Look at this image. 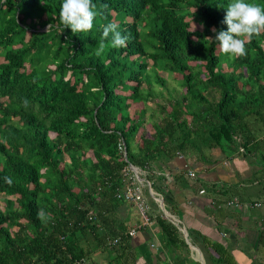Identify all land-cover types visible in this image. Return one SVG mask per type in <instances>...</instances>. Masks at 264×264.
Returning <instances> with one entry per match:
<instances>
[{
	"label": "trees",
	"instance_id": "1",
	"mask_svg": "<svg viewBox=\"0 0 264 264\" xmlns=\"http://www.w3.org/2000/svg\"><path fill=\"white\" fill-rule=\"evenodd\" d=\"M232 2L93 0L94 27L73 34L59 20L63 0H0V264H101L109 253L102 264H134L116 198L125 181L120 144L127 161L149 171L180 153L243 154L260 166L256 193L264 194V33L246 43L244 57L221 54L214 39L227 31ZM110 22L126 47L96 56ZM153 223L172 261L188 252L163 214ZM256 236L264 246V228ZM211 246L209 264H235Z\"/></svg>",
	"mask_w": 264,
	"mask_h": 264
},
{
	"label": "crops",
	"instance_id": "2",
	"mask_svg": "<svg viewBox=\"0 0 264 264\" xmlns=\"http://www.w3.org/2000/svg\"><path fill=\"white\" fill-rule=\"evenodd\" d=\"M258 170L249 157L235 152L228 155L218 148L209 149L202 160L180 153L168 161L152 164L150 173L143 177L149 182L153 195L162 201L166 214L176 221L184 242L188 240L192 247L185 243L188 254L181 252L182 256L172 261L166 255L164 243L158 239L155 226L139 229L127 241L130 250L126 254L132 255L127 262L134 259V264H209L213 252L211 244L215 243L228 250L235 264H264V249L261 248L264 246L258 247L256 236L264 228L261 200L264 194L256 193L261 177ZM189 171L193 173L192 178L187 175ZM175 174L182 175L187 186L184 187L179 179L173 180ZM247 179H253L250 192L241 185ZM202 184H215L218 191L206 190ZM200 190L203 194H198ZM237 195L244 209L227 210L221 206ZM257 202L259 207H249ZM135 221L138 220L133 212L126 223L128 229L136 226ZM106 261L107 258H99L101 264Z\"/></svg>",
	"mask_w": 264,
	"mask_h": 264
},
{
	"label": "clouds",
	"instance_id": "3",
	"mask_svg": "<svg viewBox=\"0 0 264 264\" xmlns=\"http://www.w3.org/2000/svg\"><path fill=\"white\" fill-rule=\"evenodd\" d=\"M96 9L97 5L93 3V0H63L59 11L60 23L64 28H70L73 34L87 33L94 27V21L97 16ZM226 9L227 11L223 22L227 24V31H219L215 35L214 40L219 42V51L221 54L227 56L229 59L244 57L247 55L246 43L250 42L253 37H259L262 33H264V6L246 2V0H233L232 3L227 5ZM50 27L51 25H48L47 31ZM118 27V24L114 22H110L102 26V37L95 51L96 56H100L106 51V49L109 48L118 49L126 47L128 37L121 35V33L117 30ZM201 27H203V24H201ZM213 31L215 32L216 30L213 29ZM110 35L111 40L108 39ZM23 104L24 107L27 108L28 101L25 99ZM119 152L120 154L122 153V159L128 165L130 162L126 161L127 158L124 146L122 152ZM133 167H135L139 179L145 181L150 187L149 182H147V180L143 177V175L148 173L149 170H141L136 166ZM125 169H128L130 176H134L138 179L129 166H125L122 170ZM140 173H142V175H140ZM124 178V185L121 189H119L118 193H120L124 186L128 183L127 178L125 176ZM4 179L7 184L11 185L12 180L10 177H5ZM138 182L142 187V193L143 189L147 193L145 184L139 180ZM145 198L147 197L144 196V200ZM129 205L131 206V204ZM37 218L42 222H45L46 219L50 218V214L45 213L44 210L41 209L37 213ZM169 221L176 225V221Z\"/></svg>",
	"mask_w": 264,
	"mask_h": 264
},
{
	"label": "built area",
	"instance_id": "4",
	"mask_svg": "<svg viewBox=\"0 0 264 264\" xmlns=\"http://www.w3.org/2000/svg\"><path fill=\"white\" fill-rule=\"evenodd\" d=\"M123 145L120 144L118 147V150L122 152ZM239 153H242V149L240 148ZM178 158H181L180 155H177ZM123 175L127 178V184L124 186L123 190L120 193L116 194L117 199H121L123 201L128 202L131 204V206L135 209L137 215H138V221L139 225L133 226L132 228H129L127 230V236L129 238L134 237L136 235V232L139 230V227H145L147 229H151L153 226V218L155 215H150V211L145 203L144 196L142 193V187L140 183L138 182V179H136L134 176H128V169L122 170ZM188 177L192 178L193 173L188 172ZM198 194H203V191L200 190ZM221 206L227 210H233V209H244L245 205L240 203L236 198H232L230 200H226L224 203H221ZM251 208H257L259 207V203H253L249 205ZM118 243V238H113L112 240L108 241V244L110 246H114ZM151 248H153L152 245H150ZM77 264V263H76Z\"/></svg>",
	"mask_w": 264,
	"mask_h": 264
},
{
	"label": "rangeland",
	"instance_id": "5",
	"mask_svg": "<svg viewBox=\"0 0 264 264\" xmlns=\"http://www.w3.org/2000/svg\"><path fill=\"white\" fill-rule=\"evenodd\" d=\"M190 28L192 29V30H198V31H200V26H198L196 23H194V22H190ZM39 68V67H38ZM163 75V74H162ZM156 90H158V89H156ZM151 107H153L151 104H149ZM140 106V105H139ZM148 114H149V111L147 110L146 111V116H148ZM152 130H151V128H150V126H149V124H145V126L143 127V132H146V134H149L150 132H151ZM141 133V132H140ZM52 136V135H51ZM206 151V150H205ZM227 152V151H226ZM236 154H237V152H235ZM227 154L228 155H230L231 153H229V152H227ZM121 157H122V153H121ZM129 157V156H128ZM128 162H130V158H128ZM156 163H154V165H155ZM255 166H257L256 164H254ZM125 166H127L128 167V165H127V163H126V165ZM257 167H260V166H257ZM130 174L128 173V176H129ZM140 175H142V173H140ZM140 178H141V176H140ZM146 186V185H145ZM257 188H260V186H257ZM143 195L144 196H147V198H145V201H146V205H147V207L152 211V212H155V213H152L150 210V215H156L157 213H159V214H163L167 219H169V220H171V221H173L172 219H171V217H169L168 215H165L160 209H159V207L157 206V205H159L158 204V202H154L153 200H152V198H151V196L149 195V193H148V190H147V193L145 192V190L143 189ZM122 202V204H120V207H119V216H120V218L122 219V221H124L125 223H127L128 222V218L131 216V214L134 212V214H136V218H137V220H138V215H137V213L135 212V210L127 203V202H125V201H121ZM123 211H124V215H126V217L122 214L123 213ZM157 212V213H156ZM162 212V213H161ZM129 216V217H128ZM172 223V222H171ZM173 224V223H172ZM181 236H182V234H181ZM182 239H183V236L181 237ZM187 239H188V237H187ZM184 240V239H183ZM182 253H185V252H182ZM185 254H188V253H185ZM108 255V256H107ZM101 254V255H99L98 256V258H107V260L109 259V258H111L112 257V253H109V254ZM132 264V263H131Z\"/></svg>",
	"mask_w": 264,
	"mask_h": 264
},
{
	"label": "water",
	"instance_id": "6",
	"mask_svg": "<svg viewBox=\"0 0 264 264\" xmlns=\"http://www.w3.org/2000/svg\"><path fill=\"white\" fill-rule=\"evenodd\" d=\"M125 160H126V158H125ZM126 161H127V160H126ZM128 166H129V168L132 170V172H134V174L138 177V174L136 173V169H135V167H133L130 163H128ZM138 180H139L140 182H143V183L146 185L145 188H146V190H148V193H149V195L151 196L152 200H153L154 202H158V204H159V206H160V208H161V211H162L165 215H167L166 212H165V210H164V208H163V205H162L161 200H159L158 198L154 197L153 193H152L151 190H150L149 185H148L145 181L139 179V177H138ZM182 232H183L184 236H186L185 233H184V230H183ZM185 243H186L190 248L192 247V246L189 244L188 240H185Z\"/></svg>",
	"mask_w": 264,
	"mask_h": 264
}]
</instances>
